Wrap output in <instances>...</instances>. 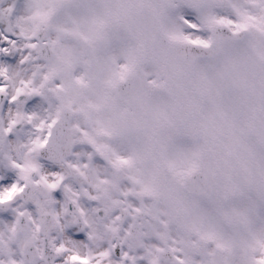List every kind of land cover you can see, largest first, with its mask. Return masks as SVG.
I'll list each match as a JSON object with an SVG mask.
<instances>
[{
	"label": "snow or ice",
	"instance_id": "obj_1",
	"mask_svg": "<svg viewBox=\"0 0 264 264\" xmlns=\"http://www.w3.org/2000/svg\"><path fill=\"white\" fill-rule=\"evenodd\" d=\"M161 62L186 66L211 92L187 147L176 145L178 125L153 135L164 90L140 99L142 116L127 115L155 75L146 68ZM248 66L264 76V0H0V264H264V188L225 195L244 203L224 226L222 165L201 209L200 227L217 239L195 252L182 243L201 234L187 232L200 207L193 186L209 177L196 149L217 110L254 98L241 95ZM112 79L122 83L106 100ZM149 140L152 158L128 164L125 153ZM157 165L165 187L137 195ZM172 188L186 208L175 221Z\"/></svg>",
	"mask_w": 264,
	"mask_h": 264
},
{
	"label": "flooded vegetation",
	"instance_id": "obj_2",
	"mask_svg": "<svg viewBox=\"0 0 264 264\" xmlns=\"http://www.w3.org/2000/svg\"><path fill=\"white\" fill-rule=\"evenodd\" d=\"M239 80L240 82L249 83L250 87L252 89H259L264 90V76H261L257 69L253 68L252 66L248 67H241L239 69ZM105 98L106 100L110 99L111 94L115 91L112 87V85L108 84V82L105 84ZM253 105H255V100L251 101ZM249 113L253 115H257L260 118V122L262 123V126L264 127V105L258 104L257 106H254L253 108L249 109ZM251 116V117H252ZM159 134L155 131V126L153 129V135ZM166 135V133H164ZM154 148L153 143L151 140H149L143 147L142 151H137L135 153H125V157L128 164H135L142 162L146 159H151L153 156ZM218 159V157H217ZM229 156L223 155L220 159V162L218 160V167L220 164L223 166V189L221 192V201H222V207L218 210V217L219 220L222 222L224 226H231L239 222L242 217L240 215V212L238 210V207L243 204L244 197L241 200H228L223 201V197L225 195L232 196L236 193L243 192V194H247L252 192V190L260 189L258 185H253L252 182L248 183H239L234 181L236 172L235 168L229 164ZM218 172V170H217ZM166 166L157 165L154 168H152L149 172L150 176V183L146 187V189L140 191L137 193V195L142 197H153L160 189L164 188L166 185ZM217 176V173H216ZM215 176V179H216ZM215 179L213 183L215 182ZM115 183V180L113 181ZM168 199L170 201V208L168 209L169 218L173 221L177 220L178 218H182V213L186 211L185 205L183 203V195L177 191L176 189H168L167 192ZM196 200L200 204L205 200L206 202L209 201V193H207L204 197L195 196ZM236 207L237 210L236 211ZM161 211H164L163 208H161ZM193 219L195 223L187 228V232L192 235L196 236V234L199 232L201 233L197 239L193 240H184L182 243L185 245V247L189 248L191 251L195 252L207 245L210 241L217 239V232L215 230H209L207 228H201L200 225L205 223V220L203 218V213L200 212V207L193 210ZM168 221H165L167 224ZM224 249H219L218 251H223Z\"/></svg>",
	"mask_w": 264,
	"mask_h": 264
},
{
	"label": "rangeland",
	"instance_id": "obj_3",
	"mask_svg": "<svg viewBox=\"0 0 264 264\" xmlns=\"http://www.w3.org/2000/svg\"><path fill=\"white\" fill-rule=\"evenodd\" d=\"M157 99H158V100L164 105V109H165V107H166V102L163 100V98L160 96V97H157ZM208 106H209V104H208ZM166 112H167V108H166ZM162 113H163L164 116H165V112L163 111ZM162 116H163V115H162ZM164 116H163V117H164ZM214 118H215V120H216V122H217L218 128H219L221 131H223V132L226 133V131H229L230 129L233 130L232 123L229 121V119L224 118V115H223V112H222L221 109H219V110L216 111V113H215L213 119H214ZM213 119H212V120H213ZM212 120H211V121H212ZM168 131H169V129L166 130V133H168ZM225 133H220V134H218V135L221 136L225 142H227L229 136H228L227 134H225ZM177 138H178V137H177ZM228 143H229V141H228ZM231 144L233 145L232 140H231ZM247 144H248V146H243V149H239V151H240V153H241V156L239 157V159L241 160V162L245 161L246 163H247V156H248V153H250V152L253 150V147H254V144L251 143V142L248 141V140H247ZM238 146H239V144L236 146V148H237ZM252 196L256 197L255 194H252ZM204 207H206V206L200 204V212H202L201 209L204 208Z\"/></svg>",
	"mask_w": 264,
	"mask_h": 264
}]
</instances>
